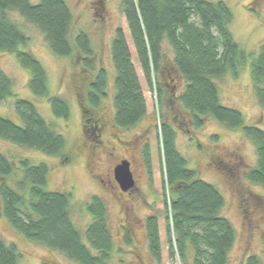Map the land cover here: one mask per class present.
<instances>
[{
  "label": "trees",
  "instance_id": "16d2710c",
  "mask_svg": "<svg viewBox=\"0 0 264 264\" xmlns=\"http://www.w3.org/2000/svg\"><path fill=\"white\" fill-rule=\"evenodd\" d=\"M121 11L125 28L116 30L111 45L116 72L115 125L131 128L147 116L144 86L148 93H156L159 106L163 104L165 89L175 96L172 90L181 88L176 95L178 108L191 116L196 127L210 117L228 129L243 128L247 138L255 142L259 163L248 180L264 187V131L245 126L240 111L223 106L216 83L229 73L237 76L250 63L252 84L260 105L264 106V46L256 56L245 52L231 31L234 13L223 1L122 0ZM11 13H18L41 32L56 57L75 56V60L82 62L83 78L93 73L96 55L91 39L84 32L72 37L75 21L67 0H0V52L14 54L21 67L29 71L28 86L33 95L49 97L48 75L31 52L22 50L29 45L30 38L12 21ZM105 84L106 74L100 69L88 98L92 107L99 106L106 96ZM10 98L16 99L14 106L20 124L0 115V139L47 156L62 154L65 138L47 123L32 102L17 98L13 81L0 69V103ZM48 100L57 118L69 119V105L64 99ZM81 103L83 119H93ZM89 129L94 132L95 124L93 128L89 125ZM157 140L159 152L162 149L165 234L170 261L174 263L179 258L184 264H229L236 231L222 214L225 198L214 185L189 169L176 148L175 132L168 123L162 125ZM143 155L152 175L150 145ZM17 171L22 173V179L12 188L9 181ZM48 176L45 164L33 165L28 160L15 164L0 152L3 217L29 241L62 254L75 264H109L117 245L104 200L94 197L87 205L92 224L83 237L72 219V195L47 191ZM160 219L150 216L144 222L148 250L156 264H162L163 256ZM124 238L127 247L133 246L129 233ZM19 263L16 246L6 244L0 237V264ZM245 264L263 263L258 256H251Z\"/></svg>",
  "mask_w": 264,
  "mask_h": 264
},
{
  "label": "rangeland",
  "instance_id": "374dc122",
  "mask_svg": "<svg viewBox=\"0 0 264 264\" xmlns=\"http://www.w3.org/2000/svg\"><path fill=\"white\" fill-rule=\"evenodd\" d=\"M212 1H223L229 5L234 13L231 31L235 40L248 55L259 54L264 46V0ZM67 2L75 21L72 37H76L80 32L88 34L96 55L92 63L94 66L92 75L88 74L83 79L87 81L92 77L95 80L100 69L106 74V96L96 107H92L86 101L85 109L89 111L86 114L94 118L105 112L114 117L116 72L111 57V45L116 30L120 27L125 28L121 11L122 0H67ZM94 2L96 4H93ZM101 15L104 19L100 18ZM10 18L30 38L29 45L22 50L31 52L46 69L49 97H60L68 103L69 119L57 118L53 114L49 97L33 95L28 86L30 73L21 67L14 54L0 52V69L13 81L17 98L32 102L40 115L66 141L65 151L56 157L2 139L0 152L15 164L28 160L33 165L45 164L48 167L46 190L72 195V219L83 237L87 227L92 224L87 205L94 197L104 200L108 209L110 231L117 245L109 264H156L148 250L144 226L130 234L133 246L127 247L124 244L127 231L122 226L127 224V219L129 223L137 219L145 222L150 216L161 218L159 225L163 240L162 264H184L179 258L174 263L170 261L165 234L164 189L160 162L162 149L159 152L157 140L164 123L173 128L176 148L186 160L189 169L197 172L201 180L214 185L225 198L222 214L230 220L236 231V243L230 252L229 264H245L246 259L251 256H258L264 264V187L248 180L249 174L258 167V150L255 142L247 138L243 128L231 130L210 117L203 120L202 126L196 127L191 116L178 108L176 95L182 91L181 88L172 90L175 91V96L169 89H165L163 104L159 106L156 93H148L144 86L148 104L147 116L131 128L117 127L113 118L111 132L106 130L99 139L94 140L91 132L88 131L89 136L85 132L83 134V115L77 95L84 64L79 63L78 59L75 60V56L56 57L47 46L43 34L34 26L27 23L18 13H11ZM250 70L248 63L239 70L237 76L229 73L216 83L220 89L222 105L240 111L245 126H255L264 131V106L260 105L253 87ZM15 102V98H10L0 103V115L20 124ZM135 136H139L137 142L143 149L139 167H136L126 153L127 142ZM86 139L89 141L88 145L95 146L93 151L89 150L90 146L83 147ZM148 145L152 151V175L143 155ZM121 159L133 163L131 172L137 190L128 197H122L118 193L111 195L102 185V182H105L107 189L110 188L106 175ZM17 175L9 181L12 188H15L14 183L22 179L21 172L17 171ZM124 200L128 201L124 203L125 206L130 204L129 208L121 207ZM0 237L6 244L16 246L20 254L19 264H75L64 255L20 235L3 217L1 210Z\"/></svg>",
  "mask_w": 264,
  "mask_h": 264
},
{
  "label": "flooded vegetation",
  "instance_id": "af4514ba",
  "mask_svg": "<svg viewBox=\"0 0 264 264\" xmlns=\"http://www.w3.org/2000/svg\"><path fill=\"white\" fill-rule=\"evenodd\" d=\"M93 4H96V2H94ZM101 5H102V9L104 10L105 7H104V2L102 1L101 2ZM102 19H104V17L101 15ZM103 70V69H102ZM100 70L98 71V74H99ZM97 74V75H98ZM89 75H92V74H89ZM97 75L95 76V78L97 79ZM95 84V80L92 79V77L88 78L87 81H85V79H83V77L80 79L79 81V84L77 86V95H78V99L79 101L82 102L81 105H83V109L86 105H84L86 103V101L88 102V98L90 96V94L92 93L91 91V87L92 85ZM106 94V93H105ZM102 101V99H101ZM114 117H111L110 115H107L105 112H102L100 115H97V116H94L93 119H90L89 121H85L83 119V126H82V131H83V134L84 132L86 133V135H88V131L89 133L91 132L93 137L92 139H99L103 132H105L106 130H112L113 126H112V120H113ZM92 122V123H91ZM96 126V129H94V132L90 131L89 129V125L91 128L94 127V124ZM91 123V124H90ZM89 124V125H88ZM145 134V133H144ZM89 136V135H88ZM139 136H135L133 137L132 140L128 141L127 142V155L131 158L132 162L136 165V167L138 166H141V161H140V157L142 155V146L138 145V142L140 138H138ZM89 141L86 139V141H84V144H83V147H87V146H90L88 145ZM130 146V147H129ZM145 146V145H144ZM143 146V148H144ZM91 148L89 149L90 151H93L94 147L95 146H90ZM125 159H121L118 161V164L114 165V167H112V169L108 172V174L106 175V178H107V184L110 186L109 189H107L106 185H105V182H102V185H103V188L107 191V193H110L111 195H114L115 193H118V195L122 196V197H125V196H131V194L133 192H135L137 190V188L134 186L133 190H130L128 192H124L121 188V185L119 184V182L116 180V176H115V169L116 167L121 163L123 162ZM131 162V161H130ZM130 163L131 164V171H132V164L133 163ZM124 203H128V201H123L121 203V207L122 208H129L130 207V204L128 206H125ZM134 205L132 204V207ZM133 211V209H132ZM133 214V213H132ZM125 215V213H124ZM126 216L129 217V214L126 213ZM134 216V214H133ZM135 217V216H134ZM144 221H141V220H138L137 221H131V223H129L128 219H127V224L126 225H123L122 227L124 228L125 231H127L129 234H133L135 233V230L139 227H142L144 225L143 223Z\"/></svg>",
  "mask_w": 264,
  "mask_h": 264
},
{
  "label": "water",
  "instance_id": "95a60500",
  "mask_svg": "<svg viewBox=\"0 0 264 264\" xmlns=\"http://www.w3.org/2000/svg\"><path fill=\"white\" fill-rule=\"evenodd\" d=\"M115 176L124 192L134 188L135 181L130 169V163L128 161H123L116 167Z\"/></svg>",
  "mask_w": 264,
  "mask_h": 264
}]
</instances>
